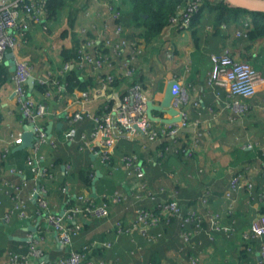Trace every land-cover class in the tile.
Wrapping results in <instances>:
<instances>
[{
  "label": "crops",
  "instance_id": "obj_1",
  "mask_svg": "<svg viewBox=\"0 0 264 264\" xmlns=\"http://www.w3.org/2000/svg\"><path fill=\"white\" fill-rule=\"evenodd\" d=\"M64 1L67 6L61 9L57 20H47L45 7L41 6L37 20H31L23 32L11 30L18 42L7 56L6 63L12 65L4 64L11 71L9 81L0 88V264L9 263L10 253L29 256L37 234L43 238L38 244L42 255L32 259L31 264L54 263L66 257L67 248L39 215L37 198L32 195L37 185L28 166L33 149L16 144L28 124L22 120L13 93V62L17 61L33 66L35 84H47L50 88L46 92L53 88L58 92L51 83L62 75L64 48L83 50L90 57L100 49L105 54V64L98 69L86 61L81 68V78L96 83L88 101L79 91L74 95L65 91V97L53 93L52 98H46V92L34 90L35 84L32 88L28 85L29 95L46 103L54 113L41 120L48 139L63 136L68 114L101 111L108 99L94 98L93 90L101 85L103 77L126 78L114 88L121 93L136 81L147 100L155 105L160 104L168 84L174 80L188 91L185 111L189 125L176 142L159 136L153 143L144 134L122 131L114 155L106 163L78 142L60 141L58 148L49 143L41 146L38 163L52 176L42 178L40 184L48 189L51 212L64 215L80 195L95 203L108 202V217L80 216L72 220L76 230L73 249L82 251L89 247L96 264H191L190 259L195 256L200 258L199 264H264L259 242L252 239L250 232L252 221L264 214V90L248 99L251 109L239 119L226 107V87L208 82L213 57L226 50L255 68L264 79V38L252 41L246 31L233 24L217 27L214 15L207 9L198 21L196 38L191 29L173 23L160 35L152 36L144 22L145 15L137 13L135 23L131 0ZM131 68L135 72L129 77L124 71ZM51 72H56L53 81H49ZM219 81L227 84L224 77ZM153 115L159 119L153 123L160 131L166 126L160 119L170 115ZM76 128L78 134L90 133L93 123L84 116ZM164 141L169 144L165 142L164 148L159 149ZM190 148L194 149L192 156L187 153ZM132 155L138 156L145 171L146 189H140L141 180L125 167L124 158ZM86 173L89 182L84 181ZM237 174L243 176V185L232 198L227 197L230 180ZM248 181L253 183L252 188L247 187ZM12 185L21 187L23 206L7 219L15 205ZM116 191L127 195V199L110 201ZM173 200L178 202L180 214L163 215L156 223L150 220L132 230L139 209L157 213L161 204ZM23 211L26 218L20 216ZM190 216L192 244H186L181 229ZM249 246L251 250H247Z\"/></svg>",
  "mask_w": 264,
  "mask_h": 264
},
{
  "label": "built area",
  "instance_id": "obj_2",
  "mask_svg": "<svg viewBox=\"0 0 264 264\" xmlns=\"http://www.w3.org/2000/svg\"><path fill=\"white\" fill-rule=\"evenodd\" d=\"M260 1V0H257ZM202 0H191L189 5L181 12L180 18L175 17L171 22L178 25L180 28L189 29L194 15L200 10ZM46 1L42 0H0V64L4 65L7 61V56L10 50L17 44L18 38L11 33V30L24 31L31 20L36 21L40 12L41 6L45 7ZM99 51H94V56L86 55L82 60L76 61L79 69L83 64L88 61L97 66L98 69L102 68L105 62L98 58ZM214 66L211 76L208 80L211 86L222 85L226 87L227 103L226 107L236 118L243 119L244 115L251 109V104L248 101L251 97L256 96L264 90V79L261 74L251 65L236 59L230 51H225L221 56L213 57ZM14 64V97L19 104L21 110L22 120L26 124L33 126V134L36 139L33 142V155L28 159V166L35 175L37 185L33 190L32 195L37 198L38 213L43 216L52 228L58 234L60 244L64 247H71L69 250L70 255L61 258L54 263L47 262L46 264H96L93 260H85V254H79L72 249L71 233L73 232L69 222L77 217L84 216L88 218L102 219L109 216L108 202L105 200L103 203H94L80 195L73 207H69L64 215L56 214L50 210V202L47 199L48 189L40 184L42 178H50L52 175L46 169L39 165L37 153L44 143H49L53 148H58L64 143H80L84 149H89L96 156H99L103 162H110L111 157L114 155V149L120 140V133L122 131H130L133 135L144 134L145 138L155 143L159 136H165L169 140L177 141V137L181 135L184 128L188 127V119L185 111V106L188 103V91L182 84L175 87L176 97L173 99L172 106L178 111L181 121L173 125L166 124V126L159 131L156 129L153 121L147 115V98L143 91L142 86L133 82L128 88L127 92H118L109 86L114 82L116 75L103 77L100 86L93 90V97H106L107 103L103 105L101 111L91 114L89 111H76L68 114L66 121L68 127L65 129L63 136L57 139H48V134L45 127L41 124V120L47 116H51L49 107L46 103H39L34 100L28 91V81L34 77V68L26 62H13ZM72 66L65 65V69ZM134 69H127L124 74L131 77L134 75ZM224 77L227 84H221L220 79ZM57 86L58 92L50 89L46 92V98H52L53 93L60 97H65V87L60 81L51 83ZM78 92V91H77ZM80 95L85 101L91 98V93L80 92ZM110 95L109 97H107ZM112 102V103H111ZM86 116L93 123V130L90 133H77L76 125L82 121ZM163 119V118H161ZM23 137L16 139V144H22ZM173 146V144L171 145ZM194 149L190 148L187 153L192 156ZM126 169H132L138 179L141 180L140 189H146L147 183L143 182L145 179V171L138 162V156H126L124 158ZM67 169L70 166L67 165ZM243 185V176L237 174L231 178L227 190V197H231L240 190ZM13 186V185H12ZM247 187L252 188L253 183L247 182ZM15 195L13 201L15 203L14 209L10 210L7 214V219L11 217L14 210L23 206L20 193L21 187L13 186ZM127 199V195L120 191L113 193L109 200L114 202H122ZM168 214H180V207L178 202L173 200L160 205L158 212H151L145 209L137 211V220L134 223L132 230H137L143 224L153 220L154 223L159 221L160 216ZM21 218H26L24 211L21 213ZM193 223V217H187L183 221L181 237L186 244H192V235L189 226ZM118 228L121 227V222L117 223ZM251 236L253 240H258L261 258L264 261V214H258L251 224ZM31 246V254L29 256H22L15 253H10V261L8 264H31L32 259L42 255L41 249L38 248L40 240H43L41 235L35 236ZM251 250V246L247 248ZM68 253V254H69ZM191 264H199L200 258L198 256L191 257ZM42 264H45L43 262ZM104 264V263H101Z\"/></svg>",
  "mask_w": 264,
  "mask_h": 264
},
{
  "label": "trees",
  "instance_id": "obj_3",
  "mask_svg": "<svg viewBox=\"0 0 264 264\" xmlns=\"http://www.w3.org/2000/svg\"><path fill=\"white\" fill-rule=\"evenodd\" d=\"M202 1L203 4L200 7V10L194 15L191 26L189 28L195 34V38L197 34V31L195 30L198 27V21L201 20L202 14L206 9L207 11H209V13L214 15L213 17L216 20L215 23L217 27L221 26L224 23L227 25L233 24L236 25L237 28L242 29L244 32L246 31L245 34L252 41L264 38V12L252 11L245 7L228 3L226 2V0H215L214 3L210 0ZM131 2L134 6L135 23L137 24V13H139L140 15H145L144 22L147 24V27L150 30L152 36H158L168 25L172 24L171 20L173 18H180L181 12L186 9L191 0H131ZM65 6H67V4L64 0H47L45 5L46 19L53 21L57 20L61 9H63ZM98 51L99 54L97 55V57L104 61L105 54L101 52L100 49ZM85 54L86 53L83 50H80L79 52L77 51V49L64 48L62 50L61 55L65 62L60 70L62 78L60 76L59 81L62 85H64L66 94L69 93L71 95H74L76 91L89 93L92 88L96 87V83H94L93 79L84 80L81 78V69H79V67L77 66L76 58L78 60H82ZM66 64H69L72 67L67 70L65 69ZM10 72L11 71L7 66L0 64V88L9 81ZM49 79V81H53L54 79H56V72H51L49 75ZM125 79L126 78L124 77L116 76L114 82L109 86L111 88H117L121 83L126 81ZM48 88H50V86H48L47 84L41 85V83H39L38 81L34 86V90L38 93H44ZM165 142L168 143V141H164V143L159 144V149L164 148V146L166 145ZM87 175L88 174L86 173L84 181L86 180V182H89L90 179L89 177L87 178ZM75 204H77L76 199L73 201V203H71L70 206L73 207ZM73 223L74 221H70V226L72 229H75ZM75 233L76 230H73V232L71 233V241ZM70 248V246L67 247L66 257L70 255ZM90 251L91 250L88 247L87 249L76 252L79 254H85L84 259L87 261L92 260Z\"/></svg>",
  "mask_w": 264,
  "mask_h": 264
},
{
  "label": "water",
  "instance_id": "obj_4",
  "mask_svg": "<svg viewBox=\"0 0 264 264\" xmlns=\"http://www.w3.org/2000/svg\"><path fill=\"white\" fill-rule=\"evenodd\" d=\"M232 2L238 4L239 6L245 7L252 11L264 12V0H231ZM7 65H12L11 62H7ZM35 84V78L31 77L28 81V85L32 88ZM178 86L177 81H172L168 84L165 92L163 93V98L159 105H155L152 100L147 101V115L151 121H157L154 117L153 112L167 113L170 115L167 119H160L164 124H175L181 121L178 111L172 106L173 99L176 97L175 87ZM33 126L28 124L26 126V131L23 135L22 147H32L34 141Z\"/></svg>",
  "mask_w": 264,
  "mask_h": 264
},
{
  "label": "rangeland",
  "instance_id": "obj_5",
  "mask_svg": "<svg viewBox=\"0 0 264 264\" xmlns=\"http://www.w3.org/2000/svg\"><path fill=\"white\" fill-rule=\"evenodd\" d=\"M227 51V50H226ZM228 51H230V50H228ZM231 52V51H230ZM215 57V56H214Z\"/></svg>",
  "mask_w": 264,
  "mask_h": 264
}]
</instances>
